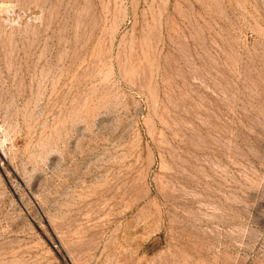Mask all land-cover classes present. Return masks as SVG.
Wrapping results in <instances>:
<instances>
[{
  "label": "rangeland",
  "instance_id": "rangeland-1",
  "mask_svg": "<svg viewBox=\"0 0 264 264\" xmlns=\"http://www.w3.org/2000/svg\"><path fill=\"white\" fill-rule=\"evenodd\" d=\"M0 264H264V0H0Z\"/></svg>",
  "mask_w": 264,
  "mask_h": 264
}]
</instances>
